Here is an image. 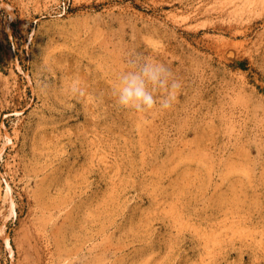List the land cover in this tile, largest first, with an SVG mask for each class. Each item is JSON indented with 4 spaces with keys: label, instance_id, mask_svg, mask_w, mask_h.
<instances>
[{
    "label": "rangeland",
    "instance_id": "1",
    "mask_svg": "<svg viewBox=\"0 0 264 264\" xmlns=\"http://www.w3.org/2000/svg\"><path fill=\"white\" fill-rule=\"evenodd\" d=\"M0 264H264V0H0Z\"/></svg>",
    "mask_w": 264,
    "mask_h": 264
},
{
    "label": "clouds",
    "instance_id": "2",
    "mask_svg": "<svg viewBox=\"0 0 264 264\" xmlns=\"http://www.w3.org/2000/svg\"><path fill=\"white\" fill-rule=\"evenodd\" d=\"M180 84L172 78L170 69L154 59L131 62L128 70L120 74L114 86L116 102L137 112L168 109L172 106ZM73 91L83 90L74 82Z\"/></svg>",
    "mask_w": 264,
    "mask_h": 264
}]
</instances>
